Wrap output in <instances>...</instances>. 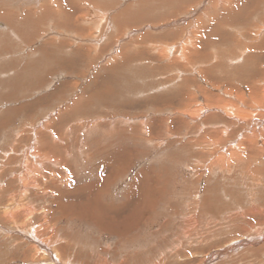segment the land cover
I'll list each match as a JSON object with an SVG mask.
<instances>
[{
    "label": "rangeland",
    "instance_id": "1",
    "mask_svg": "<svg viewBox=\"0 0 264 264\" xmlns=\"http://www.w3.org/2000/svg\"><path fill=\"white\" fill-rule=\"evenodd\" d=\"M257 14L264 0H0V264H264V140L221 114L234 96L248 113L264 70ZM53 130L65 148L45 145ZM240 140L242 163L207 169Z\"/></svg>",
    "mask_w": 264,
    "mask_h": 264
},
{
    "label": "bare ground",
    "instance_id": "2",
    "mask_svg": "<svg viewBox=\"0 0 264 264\" xmlns=\"http://www.w3.org/2000/svg\"><path fill=\"white\" fill-rule=\"evenodd\" d=\"M71 1V0H70ZM223 1V0H222ZM50 3V2H49ZM48 3V4H49ZM75 3V2H74ZM244 3V2H243ZM225 4H227V3H225ZM254 4V3H253ZM257 4H258V2H257ZM51 5H52V3H51ZM243 5V4H242ZM246 5H247V3H246ZM249 5V4H248ZM247 5V6H248ZM252 5V4H251ZM255 5H256V3H255ZM50 6V5H49ZM245 5H243V7H244ZM52 7H54V6H52ZM65 8V7H64ZM92 8V7H91ZM255 8H256V6H255ZM52 9V8H51ZM98 9H99V7H98ZM233 9H235V8H232V10ZM246 9V8H245ZM245 9H243V10H245ZM75 10V9H74ZM82 10V9H81ZM110 10V9H109ZM126 10H127V8H126ZM226 10V9H225ZM252 10V9H251ZM251 10H249V11H251ZM57 11V13L59 12L58 10H56ZM108 11V10H107ZM128 11V10H127ZM253 11V10H252ZM255 11V10H254ZM68 12V11H67ZM124 13H125V11H123ZM245 12V11H244ZM256 12V11H255ZM24 13H25V11H24ZM30 13V12H29ZM56 12H54V14H55ZM56 13V14H57ZM60 13L61 14H63L62 12H61V10H60ZM59 13V14H60ZM99 13H101V12H99ZM110 13V12H109ZM120 13H121V11H120ZM124 13H122L121 15H123ZM254 13V12H253ZM45 14V13H44ZM58 14V15H59ZM119 14V13H118ZM242 14V13H241ZM247 14V13H246ZM25 15H27V14H25ZM29 15V14H28ZM30 15H32V13H30ZM58 15H55V16H58ZM80 15V14H79ZM120 14H119V16H121ZM194 15V14H193ZM248 15V14H247ZM257 15H260V14H257ZM114 16V15H113ZM119 16H117L118 17V19H119ZM125 18H126V13H125ZM124 16H122V18H120L119 20L121 21V19L123 20V17ZM250 16H251V14H250ZM28 17V16H27ZM26 17V18H27ZM60 17V16H59ZM68 17V16H67ZM116 17V16H115ZM115 17H113V18H115ZM194 17V16H193ZM245 17V16H244ZM257 18L259 17V16H256ZM55 18V17H54ZM65 18V17H64ZM91 18V17H90ZM260 18H261V15H260ZM260 18H258L257 20L258 21H260ZM28 19V18H27ZM107 19V18H106ZM145 19V18H144ZM221 19V18H220ZM8 20H10V18L8 19ZM84 20V19H83ZM138 20H140V19H138ZM138 20H136V21H138ZM182 20V19H181ZM254 20V19H253ZM261 20H263L264 21V18L262 19L261 18ZM34 22V20L32 19V17H31V19L29 18V21L28 22ZM57 21V20H56ZM102 21V20H101ZM106 21V20H105ZM105 21L103 22V24L105 23ZM142 21V20H141ZM183 21V20H182ZM187 21V20H186ZM14 22H15V20H14ZM17 22V21H16ZM25 22V21H24ZM24 22H23V24H24ZM27 22V23H28ZM118 22V21H117ZM123 22V21H122ZM251 22V21H250ZM19 23V22H18ZM58 23V22H57ZM107 23V22H106ZM138 23H140V22H138ZM244 23V22H243ZM242 23V24H243ZM259 22H257V24H258ZM264 23V22H263ZM9 24V23H8ZM21 24V23H20ZM20 24H14V26L12 25V23L10 24L11 25V29H15V30H17L18 28V26H20ZM63 23H61V25H62ZM71 23H69L68 25H70ZM120 24V23H119ZM123 24V23H122ZM121 24V25H122ZM247 24V23H246ZM257 24H256V26H257ZM33 25L34 24H32L31 25V27H33ZM38 25V23L36 24V26ZM60 25V26H61ZM72 25V27H73V24H71ZM75 26H76V24H74ZM117 25H118V23H117ZM139 25V24H138ZM172 25V24H171ZM248 25V24H247ZM250 25H253V23L251 24L250 23ZM67 26V25H66ZM65 26V27H66ZM74 26V27H75ZM119 26V25H118ZM71 27V28H72ZM121 27V26H120ZM147 27V26H146ZM146 27H144V29L146 28ZM255 27V26H254ZM17 28V29H16ZM21 28V27H20ZM127 28V27H126ZM177 28V27H176ZM192 28H194V27H192ZM251 28V27H250ZM157 30H159L158 28H156ZM165 29H166V27H165ZM179 29V28H178ZM242 29H245L244 27L242 28ZM32 30V29H31ZM156 30V31H157ZM168 30V29H167ZM171 30V29H170ZM174 30H176V29H174ZM245 30H247V29H245ZM248 30H249V28H248ZM79 31H80V33H81V30L79 29ZM93 31V30H92ZM91 31V32H92ZM120 31H121V29H120ZM123 31V30H122ZM177 31V30H176ZM252 31V30H251ZM119 32V31H118ZM124 32V31H123ZM122 32V33H123ZM131 32V31H130ZM200 32H202L201 30H200ZM199 32V33H200ZM203 32H205V31H203ZM202 32V33H203ZM217 32V31H216ZM249 32H250V30H249ZM90 33V32H89ZM143 33V32H142ZM193 33V32H192ZM192 33H189V35H193ZM201 33V34H202ZM215 33V32H214ZM234 33V32H233ZM263 33H264V24L262 25V21H261V24H260V27H259V29L258 28H254V31H253V38L252 39H254V42L257 44V43H259L258 41H260L261 43H262V41H263V44H255V46L254 45H251L250 43H249V41H248V45H251V47L252 46H254L255 48V50H256V46H257V50L256 51H259V52H262L263 53V51H264V49H261V47L263 46L264 47V38L262 39V35H263ZM30 34V33H29ZM84 34V33H83ZM82 34V35H83ZM91 34V33H90ZM116 34V33H115ZM206 34V33H205ZM216 34V33H215ZM242 34V33H241ZM240 34V35H241ZM24 35V34H23ZM91 35H93V34H91ZM90 35V36H91ZM121 35V34H120ZM188 35V36H189ZM243 36L242 37H245L244 36V34H242ZM108 36V35H107ZM140 36V35H139ZM187 36V35H186ZM250 36V35H249ZM75 37H77V35L75 36ZM178 38V37H177ZM202 38V37H201ZM236 38V37H235ZM54 39V38H53ZM142 39V38H141ZM146 39V38H145ZM174 39V38H173ZM259 39H261V40H259ZM191 40V39H190ZM241 40V39H240ZM59 41H61L62 42V40H60L59 39ZM92 41V40H91ZM93 41H95L94 43V45H96V42L98 41V40H93ZM182 41V40H181ZM198 41V40H197ZM51 42V41H50ZM64 42V41H63ZM74 42V41H73ZM190 42V41H189ZM242 42V41H241ZM241 42H239V43H241ZM56 43V42H55ZM141 43V42H140ZM142 43H144V42H142ZM202 43V42H201ZM242 43H244V46H243V48L245 47V48H247L245 45H246V42H242ZM78 44H81V46H86V45H84V43H78ZM179 44V43H178ZM181 44V43H180ZM190 44V43H189ZM253 44V43H252ZM92 45V44H91ZM91 45H89V51H92L93 52V50H95V47H97V46H91ZM133 45H135V44H133ZM140 45V44H139ZM157 46H158V44H156ZM155 45V46H156ZM166 45V44H165ZM260 45H262L261 47H260ZM54 46V43L52 42V47ZM59 46V45H58ZM62 46V45H61ZM238 46H239V44H238ZM242 46V45H241ZM65 47V46H64ZM134 47H136V46H133V48ZM185 47H186V45L184 46V49H185ZM188 47H190V46H188ZM250 47V48H251ZM260 47V48H259ZM262 47V48H263ZM61 48V47H60ZM153 48V47H152ZM166 48V47H165ZM191 48V47H190ZM199 48V47H198ZM83 49H85L84 47H81V50H83ZM136 49V48H135ZM138 49V48H137ZM160 49V48H159ZM170 49V48H169ZM174 49V48H173ZM175 49H176V47H175ZM174 49V50H175ZM233 49V48H232ZM241 49V48H240ZM193 50V49H192ZM205 50V49H204ZM241 50H243V49H241ZM167 51V50H166ZM171 51V50H170ZM184 51V50H183ZM243 51H245V50H243ZM247 51H249L248 50V48H247V50L245 51V52H247ZM252 51H253V49H252ZM169 52V51H168ZM211 52H213V51H211ZM215 52V51H214ZM237 52V51H236ZM255 52V51H254ZM142 53V52H141ZM159 53V52H158ZM179 53V52H178ZM183 53V52H182ZM249 53H250V51H249ZM160 54V53H159ZM168 54V53H167ZM173 54V53H172ZM184 54H185V52H184ZM218 54V53H217ZM246 54V53H245ZM260 54V53H259ZM169 55H171V54H169ZM213 55V54H212ZM252 55H253V53H252ZM251 55V56H252ZM258 55V54H257ZM206 56V55H205ZM250 56V55H249ZM259 56H261V55H259ZM262 56L264 57V53L262 54ZM192 58V57H191ZM246 58H249V57H246ZM251 59L249 60L250 62H251V60H254V57H250ZM258 58V57H257ZM171 59V58H170ZM243 59V58H242ZM245 59V58H244ZM258 59H260V57L258 58ZM258 59H256V60H258ZM186 60V59H185ZM216 60V59H215ZM238 60V59H237ZM262 61H264L263 59L261 60V63H262ZM174 62V61H173ZM185 62V61H184ZM232 62V61H231ZM244 62V61H243ZM249 62V63H250ZM260 62V61H259ZM258 62V64H261V63H259ZM264 63V62H263ZM169 64V63H168ZM185 64H188V63H185ZM201 64V63H200ZM199 64V65H200ZM209 64V63H208ZM220 64V63H219ZM245 64V63H244ZM251 64V66L254 64H252V63H250ZM257 64V65H258ZM189 65V64H188ZM193 65V64H192ZM209 66H211V64L209 65ZM241 66V65H240ZM261 66V65H260ZM259 66V67H260ZM263 66V65H262ZM244 67V66H243ZM253 67H255V66H253ZM197 68V67H196ZM210 68V67H209ZM208 68V69H209ZM226 68V67H225ZM241 68V67H240ZM252 68V67H251ZM190 69V68H189ZM254 69V68H253ZM206 70H207V68H206ZM241 70H242V68H241ZM248 71V70H247ZM247 71H245V72H247ZM237 72H238V70H237ZM248 72H250V71H248ZM180 73V72H179ZM182 73V72H181ZM198 73V72H197ZM222 73V72H221ZM259 73V75L260 76H256L258 79H259V81H257L258 79L257 78H253L254 80H253V82L252 83H248L249 84V87L250 88H248L249 89V92H250V95H249V99L248 100H251L252 102H250V107H248V113H246V115H243V114H240L241 112H240V110L238 109V111H235V109L237 108V107H241V106H243L244 104H242V102L239 100V99H237V97H235L234 95H232V96H234V97H231L234 101H236L237 103H238V105H237V107L236 106H234L235 104H233V103H228V104H226V106H228L229 104L231 105L230 107H224V109H222V111H221V114H222V119L224 120V118H229V119H232V120H236L238 123H242L243 122V120L244 121H247V119L249 118L250 120H251V118L254 120L253 122L254 123H252V124H250V127L253 129V128H256L255 129V135H254V137L256 136V138H258V137H260L257 141H261V140H264V70H263V72H258ZM249 74V73H248ZM248 74H247V76H248ZM256 74V73H255ZM257 75V74H256ZM39 76V75H38ZM193 76V75H192ZM242 76H246V75H242ZM251 77L250 78H252V76L253 75H250ZM255 76V75H254ZM241 77V76H240ZM260 77V78H259ZM23 78V77H22ZM22 78H20V79H22ZM40 78V77H39ZM20 79H18V80H20ZM235 79H237V78H235ZM249 79V78H248ZM248 79H246V81L248 80ZM15 80L17 81V79H16V77H15ZM100 80V79H99ZM238 80H243L242 78H239ZM252 80V79H251ZM261 80V81H260ZM20 81H22V80H20ZM40 81H41V79H40ZM226 81V80H225ZM228 81H230V80H228ZM244 81V80H243ZM246 81H244V82H246ZM37 82V81H36ZM237 81H235V83H236ZM243 82V83H244ZM250 82V81H249ZM221 83V82H220ZM227 83V82H226ZM230 83V82H229ZM234 83V82H233ZM238 83V82H237ZM242 83V84H243ZM254 83V84H253ZM231 84H232V81H231ZM239 84L240 85H242L241 83H240V81H239ZM247 84V83H246ZM253 84V85H252ZM257 84H260L259 86L257 85ZM181 86V85H180ZM184 86V85H183ZM234 86H236V85H234ZM238 86V85H237ZM236 86V87H237ZM108 87V86H107ZM107 87H105V88H107ZM110 87V86H109ZM108 87V88H109ZM236 87H235V89H236ZM227 88V87H226ZM245 88V87H244ZM111 89V88H110ZM228 89V88H227ZM226 89V90H227ZM230 89H231V86H230ZM229 89V90H230ZM201 91H203L202 89H200ZM219 90H220V88H219ZM229 90H227V91H229ZM242 90H243V88H242ZM108 91H110V90H108ZM118 91H119V89H118ZM231 91H232V89H231ZM231 91L229 92V94L231 93ZM237 91V90H236ZM241 91V90H240ZM246 91H247V88H246ZM61 92V91H60ZM105 92V91H104ZM107 92V91H106ZM180 92V91H179ZM179 92H177L179 95H180V93ZM239 92V91H238ZM238 92H237V94H238ZM243 92V91H242ZM182 93V92H181ZM223 93V92H222ZM228 93V92H227ZM227 93H224V94H227ZM234 93H236V92H234ZM233 93V94H234ZM241 93V92H240ZM247 93V92H246ZM55 94H57V93H55ZM174 95H176V94H174ZM181 95H183V94H181ZM206 95V94H205ZM228 95V94H227ZM226 95V96H227ZM239 95V94H238ZM240 95H242V94H240ZM244 95V94H243ZM110 96V95H109ZM114 96V95H113ZM172 96V95H171ZM185 96V95H184ZM188 96V95H187ZM187 96H185V97H187ZM229 96V95H228ZM160 97V96H159ZM162 97V96H161ZM176 97L178 98V95H176ZM192 97V96H191ZM191 97H189V99L191 100ZM213 97V96H212ZM242 97V96H241ZM43 98V97H42ZM158 98V97H157ZM173 98V97H172ZM180 98H182L181 96H180ZM215 98H217L218 100H219V98L218 97H214V99ZM238 98H239V96H238ZM107 99V98H106ZM113 99V98H112ZM167 99V98H166ZM169 99V102L171 101L170 99L171 98H168ZM175 99V98H174ZM204 99V98H203ZM213 99V100H214ZM220 99H222V98H220ZM40 100V99H39ZM109 100H111V99H109ZM153 100V99H152ZM163 100H164V98H163ZM180 100V99H179ZM186 100V99H185ZM184 100V98H183V101H185ZM194 100H196V99H194ZM193 100V101H194ZM41 101V100H40ZM115 101V100H114ZM126 101V100H125ZM150 101V100H149ZM154 101V100H153ZM155 101H156V99H155ZM154 101V102H155ZM160 101V100H159ZM172 101H173V99H172ZM178 101V100H177ZM233 101V102H234ZM105 102V101H104ZM108 102V101H107ZM118 102H121V101H118ZM117 102V103H118ZM156 102H158V101H156ZM166 102V101H165ZM175 102V101H174ZM180 102V101H179ZM188 102H189V100H188ZM103 103V102H102ZM117 103H113L112 105H114V106H117L118 104ZM160 103V102H159ZM192 103V102H191ZM219 103V102H218ZM217 103V104H218ZM76 104V106H77V104L78 103H75ZM117 104V105H116ZM122 104V103H121ZM173 104V103H172ZM212 104V103H211ZM123 105H124V103H123ZM168 105H170L169 103H168ZM194 105V104H193ZM118 106H120V105H118ZM186 106V105H185ZM184 106V107H185ZM222 106V105H221ZM162 107V106H161ZM180 107V106H179ZM207 107V106H206ZM75 108H77L78 109V107H75ZM168 108V107H167ZM175 108V107H174ZM208 108V107H207ZM207 108H205L204 106H198V108H197V111L196 110H193V111H191V110H187L186 108V114L185 115H187V114H192V113H206V112H208V109ZM245 108V107H244ZM207 109V110H206ZM241 109V108H240ZM242 110V109H241ZM65 111V110H64ZM91 111V110H90ZM90 111H88V112H90ZM160 111V110H159ZM185 111V110H184ZM246 111V110H245ZM66 112H67V110H66ZM178 112V111H177ZM182 113V112H181ZM61 114V113H60ZM59 114V115H60ZM64 115V114H63ZM178 115H181V114H178ZM184 115V114H183ZM196 115V114H195ZM67 116V115H66ZM65 116V118L64 119H66L67 117ZM187 116H189V115H187ZM199 116V115H198ZM213 116V115H212ZM211 116V118H213ZM64 117V116H63ZM193 117V116H192ZM201 117V116H200ZM216 117V116H215ZM178 118V117H177ZM185 118H187L186 116H185ZM209 118V117H208ZM244 118H246V120L244 119ZM56 119V118H55ZM58 119V118H57ZM56 119V120H57ZM60 119V118H59ZM64 119H62V121L64 122ZM171 119V118H170ZM180 119V118H179ZM193 119V118H192ZM199 119V118H198ZM240 119H242V121L240 120ZM248 119V120H249ZM210 120L211 119H209V120H204V124L203 125H207L208 124V122H210ZM219 120V119H218ZM58 121V120H57ZM61 121V122H62ZM69 121V120H68ZM158 121H159V119H158ZM180 121H181V119H180ZM184 121H186V120H184ZM190 121V120H189ZM252 121V120H251ZM53 123L55 122L56 123V121L53 119V121H52ZM51 122V123H52ZM52 123V124H53ZM57 123H59V121L57 122ZM147 123V122H146ZM161 123V122H160ZM182 123H183V121H182ZM51 124V125H52ZM167 124V123H166ZM186 124V123H185ZM188 124V123H187ZM230 124V123H229ZM249 124V123H248ZM47 125H48V123H47ZM47 125H46V127H47ZM54 125V124H53ZM168 125V124H167ZM182 125V124H181ZM228 125V124H227ZM49 126V125H48ZM169 126V125H168ZM171 126V125H170ZM173 126V125H172ZM210 126H212V125H210ZM214 126V125H213ZM238 126V125H237ZM241 126V125H240ZM246 126V125H245ZM51 127H53V126H51ZM50 127V128H51ZM55 127V126H54ZM59 127H61V125L59 126ZM188 127V126H187ZM236 127V126H235ZM239 127V126H238ZM237 127V128H238ZM249 127V128H250ZM49 128V130H51ZM72 128V126H69V128L67 129V131H69L70 132V130H72L71 129ZM112 128V127H111ZM203 128V127H202ZM201 128V129H202ZM206 128V127H205ZM212 128V127H211ZM217 128V127H216ZM226 128V127H225ZM237 128H235V129H237ZM242 128V127H241ZM247 128V127H246ZM258 128V129H257ZM57 129V128H56ZM89 129H91V128H88V130ZM208 129H210V128H208ZM208 129H203V132H209L208 131ZM226 129H229L228 127L226 128ZM226 129L224 130V131H221V132H218L221 136H222V134H223V136H225L226 135ZM235 129H234V131H235ZM251 129V130H252ZM58 130H59V128H58ZM217 130V129H216ZM239 130V129H238ZM201 131V130H200ZM233 131V132H234ZM240 131H243V130H240ZM236 132V131H235ZM253 132V133H254ZM39 133V132H38ZM47 132H45V134H46ZM72 133V132H71ZM228 133V132H227ZM75 134V133H74ZM149 134V133H148ZM175 134V133H174ZM238 134V133H237ZM248 135H249V133H247ZM257 134H259V136L257 135ZM38 135V134H37ZM41 135V134H40ZM42 135H44L43 133H42ZM66 134H61V133H59V136L55 133V131L53 130V132H51V133H49L48 134V136H47V138H49L48 140L49 141H47L46 142V146L47 147H49V148H51V145H55L56 144V146L60 143V145H61V148H62V146L64 145V144H66V142H68V140L69 139H67L68 137H66L65 136ZM209 135H211L212 137H213V135L212 134H209ZM208 135V136H209ZM215 135V134H214ZM231 135H233V134H230V135H228V138L231 136ZM240 135V134H239ZM238 135V136H239ZM252 135V134H251ZM44 136H46V135H44ZM122 136V135H121ZM203 136V135H202ZM211 136H209V137H207V138H201V135H199V137H197V139L195 140V146L196 145H202V144H209L210 146H213V144H214V140L213 139H211ZM220 136V137H221ZM250 136V135H249ZM248 136V137H249ZM43 137V136H42ZM70 137V136H69ZM215 137H216V135H215ZM254 137H253V139H254ZM34 138H36V137H34ZM46 138V139H47ZM189 138V137H188ZM198 138H201L200 140L198 139ZM210 139V141H208L207 139ZM227 138V137H226ZM237 138V137H236ZM249 138H252L251 136L249 137ZM43 139H45V138H43ZM221 139V138H220ZM239 139H241V136L239 137ZM238 139V140H239ZM246 139V138H245ZM245 139H243V140H245ZM37 140V139H36ZM39 140V139H38ZM52 140H56L57 141V143H55L54 144V141H52ZM63 140V141H62ZM199 140V141H198ZM226 140V139H225ZM242 140V141H243ZM247 140V139H246ZM42 141L43 140H41V143L40 144H42L41 146H43V143H42ZM51 141V142H50ZM55 141V142H56ZM220 142L222 141V140H219ZM34 142H36V141H34ZM38 142V141H37ZM44 142V141H43ZM59 142V143H58ZM194 142V141H193ZM217 142H218V140H217ZM219 142V143H220ZM248 142H250V141H247V147L245 146V148H244V146H243V143L241 142V140L239 141V144H236V145H231L232 146V151H230L231 149H227L225 146H223V148H225V149H227V150H229V152H228V154H227V152L225 153V154H222V156H220V157H217V158H215V160L216 161H213V162H210V165H209V168L207 167V169H209V171H212V170H214V169H221V171H225V169H224V162L226 161V163H227V160L228 159H230V161H232V162H234V163H236V164H238L239 165V163H242V161L245 159V157L248 155H246V156H244V151H242V149H246L247 151H253V148H251L250 146H249V144H248ZM255 142V141H254ZM45 143V142H44ZM112 143V142H111ZM117 143H119V142H117ZM191 143V142H190ZM224 143H225V141H224ZM229 143V142H228ZM227 143V144H228ZM233 142H231V144H232ZM242 143V144H241ZM253 143V142H252ZM217 144V143H216ZM230 144V143H229ZM244 144H246V142L244 143ZM256 144L257 143H255V146H256ZM259 144V143H258ZM39 145V144H38ZM59 145V146H60ZM223 145V144H222ZM252 145H254V144H252ZM36 146V145H35ZM40 146V147H41ZM209 146V147H210ZM255 146H254V148H255ZM64 147V146H63ZM119 147V146H118ZM41 148H43V147H41ZM46 148V147H45ZM45 148H43V150L45 149ZM65 148V147H64ZM66 148H67V146H66ZM69 148V147H68ZM112 149H113V147H111ZM217 148V147H216ZM256 148H257V146H256ZM47 149V148H46ZM53 149V148H52ZM55 149V148H54ZM57 149V148H56ZM59 149V148H58ZM201 149V148H200ZM221 149V148H220ZM263 150H264V143H263V148H262ZM39 150H41L42 151V149H39ZM67 150V149H66ZM114 150V149H113ZM214 150V149H213ZM212 150V151H213ZM55 151V150H54ZM61 151V150H60ZM112 151V150H111ZM115 151V150H114ZM117 151V150H116ZM247 151H245V152H247ZM48 152V151H47ZM49 152H52V151H49ZM72 152V151H71ZM195 152V151H194ZM223 152V151H222ZM56 153V152H55ZM61 153V152H60ZM207 153V152H206ZM215 153V152H214ZM221 153V152H220ZM230 153V154H229ZM62 154V156H63V154L64 153H61ZM60 154V155H61ZM100 154H102V152L100 153ZM199 155H200V158H202L201 157V154H202V152H200V153H198ZM209 156L211 155V152L209 153H207ZM256 154H258V153H256ZM261 154V153H260ZM46 155V154H45ZM58 155V154H57ZM59 155V156H60ZM103 155H104V153H103ZM116 155V154H115ZM130 155V154H129ZM259 155V154H258ZM264 155V154H263ZM262 155V156H263ZM44 156V155H43ZM55 156V155H54ZM92 156V155H91ZM110 156V155H109ZM218 156V155H217ZM46 157H50V156H46ZM80 157H82V156H80ZM89 157V156H88ZM93 157H94V154H93ZM114 157V156H113ZM56 158V157H55ZM105 158H107V156L105 157ZM44 159V158H43ZM59 159V158H58ZM63 159V158H62ZM112 159H115V158H111L110 160H112ZM131 159V158H130ZM214 159V158H213ZM253 159V158H252ZM38 160V159H37ZM46 160V162H48V158H46L45 159ZM45 160H44V162H45ZM56 160V159H55ZM120 160V159H119ZM123 160V159H122ZM122 160H120V161H122ZM210 160V159H209ZM211 160H212V158H211ZM248 160H250V159H248L247 158V161ZM60 161V160H59ZM67 161V160H66ZM96 161V160H95ZM128 161V160H127ZM37 162H41L40 160H38ZM49 162H51L50 160H49ZM62 162H65V161H62ZM107 162H109V161H107ZM112 162V161H111ZM129 163H130V161H128ZM246 162V161H245ZM56 163H57V161H56ZM61 163V162H60ZM66 163V162H65ZM65 163H62V164H65ZM69 163V162H68ZM127 163V162H126ZM228 163L230 164V162H229V160H228ZM244 163V162H243ZM51 164V163H50ZM58 164V163H57ZM115 164V163H114ZM118 164V163H117ZM122 164V163H121ZM48 165V164H47ZM108 165H109V163H108ZM120 165V164H119ZM123 165V164H122ZM124 165H125V163H124ZM127 165V164H126ZM50 166V165H49ZM62 166V165H61ZM64 166H66V165H63V167ZM110 166H112V165H110ZM121 166V165H120ZM206 166V165H205ZM57 167V166H56ZM102 167V166H101ZM128 167V166H127ZM115 168V167H114ZM113 168V169H114ZM126 168V167H125ZM125 168H124V170H125ZM44 169V168H43ZM202 169V168H201ZM212 169V170H211ZM244 170H245V168H244ZM38 171V170H37ZM114 171V170H113ZM122 170H120L119 172H121ZM199 171V170H198ZM220 171V172H221ZM115 172V171H114ZM119 172H115L114 174H117V173H119ZM202 172V171H201ZM125 173V172H124ZM204 173V172H203ZM202 173V174H203ZM222 173V172H221ZM224 173V172H223ZM250 173H252L251 171H250ZM45 174V173H44ZM56 174V173H55ZM71 174V173H70ZM111 174H112V172H111ZM199 174V173H198ZM243 174V173H242ZM42 175H43V173H42ZM47 175V174H46ZM120 175V174H119ZM204 175V174H203ZM45 176V175H44ZM49 176V175H48ZM47 176V177H48ZM51 176V175H50ZM49 176V177H50ZM250 176V175H249ZM254 176V175H253ZM111 177H113V174H112V176ZM110 177V178H111ZM199 177H202V176H199ZM242 177V176H241ZM106 178H107V176H106ZM113 178H117V177H113ZM111 179V180H115V179ZM102 179V178H101ZM40 180H42V179H40ZM53 180V179H52ZM98 180H100L99 179V177H98ZM104 180V179H103ZM37 181V180H36ZM49 181V180H48ZM54 181V180H53ZM95 181H97V179L95 180ZM105 181V180H104ZM109 182H110V180H108ZM126 181V180H125ZM199 181H201V180H199ZM57 182V181H56ZM103 182V181H102ZM106 182V181H105ZM112 182V181H111ZM114 182V181H113ZM131 182V181H130ZM27 183V182H26ZM101 183V182H100ZM53 184V183H52ZM76 184H77V182H76ZM97 184H99V183H97ZM134 184V183H133ZM54 185V184H53ZM78 185V184H77ZM92 185H94V184H92ZM100 185V184H99ZM105 185V184H104ZM109 185V184H108ZM112 184H110V186H111ZM153 185V184H152ZM22 186V185H21ZM74 186H76V185H74ZM87 186V185H86ZM109 186V187H110ZM94 187V186H93ZM98 187V186H97ZM124 187V186H123ZM128 187V186H127ZM79 188V187H78ZM84 188H86V187H84ZM101 188V187H100ZM105 188V187H104ZM106 188H107V186H106ZM77 189V188H76ZM93 189V188H92ZM155 189V188H154ZM70 190H72L71 188H70ZM78 190V189H77ZM85 190V189H84ZM94 190V189H93ZM92 190V191H93ZM98 190V189H97ZM100 190H102V188L100 189ZM147 190V189H146ZM21 191V190H20ZM82 191V190H81ZM80 192V191H79ZM97 194H99V191L98 192H96ZM102 193L104 194V191H102ZM97 194H95V195H97ZM102 194V195H103ZM21 195V194H20ZM196 195V194H195ZM100 196H101V194H100ZM20 197V196H19ZM97 197V196H96ZM201 197V196H200ZM103 198V197H102ZM15 199V198H14ZM99 199H101V197L99 198ZM103 200V199H102ZM9 202V201H8ZM11 202H12V200H11ZM96 202V201H95ZM94 202V203H95ZM10 203V202H9ZM13 203V202H12ZM98 203H99V201H98ZM103 205V204H102ZM105 205V204H104ZM103 205V206H104ZM107 205V204H106ZM99 206H101V205H99ZM121 206V205H120ZM96 207H97V205H96ZM105 207V206H104ZM13 208V207H12ZM12 208H10V209H12ZM99 208V207H98ZM101 208V207H100ZM118 208V207H117ZM252 208V207H251ZM7 210H8V208H6ZM105 209V208H104ZM108 209H110V208H108ZM111 210V209H110ZM96 211H97V208H96ZM16 212V211H15ZM23 212V211H22ZM243 212V211H242ZM247 212V211H246ZM8 213H10V212H8ZM7 214V213H6ZM16 214V213H15ZM25 214V213H24ZM28 214V213H27ZM33 214V213H32ZM19 215V214H18ZM100 215V214H99ZM4 216H6L5 214H4ZM3 216V217H4ZM9 216V215H8ZM15 216V215H14ZM27 216V215H26ZM7 217V216H6ZM19 217V216H18ZM31 217V216H30ZM11 218V217H10ZM16 218V217H15ZM248 218V217H247ZM27 219V218H26ZM31 220V219H30ZM28 221V220H27ZM24 222V221H23ZM18 223V222H17ZM48 223V222H47ZM50 223V222H49ZM19 224V223H18ZM24 224V223H23ZM188 227H190V226H188ZM23 228V227H22ZM50 228V227H49ZM195 228V227H194ZM31 229H33V227L31 228ZM40 230V229H39ZM193 230V229H192ZM31 231H33V230H31ZM46 231H48V230H46ZM30 232V231H29ZM36 231H34L33 233H35ZM52 232H53V230H52ZM32 232H31V234H33ZM34 235V234H33ZM35 236V235H34ZM261 236V235H260ZM33 238V237H32ZM38 238V237H37ZM14 239V238H13ZM39 239V238H38ZM41 240V239H40ZM29 241V240H28ZM37 241V240H36ZM39 241V240H38ZM37 241V242H38ZM201 241V240H200ZM44 242V241H43ZM35 243V242H34ZM240 243V242H239ZM40 245V244H39ZM42 245V244H41ZM237 245V244H236ZM43 246H45V244L43 245ZM50 247V246H49ZM28 249V248H27ZM40 250V249H39ZM30 251V250H29ZM33 251V250H32ZM31 251V252H32ZM57 251V250H56ZM221 252V251H220ZM56 256H57V253H56ZM33 257V256H32ZM34 259V258H33ZM32 259V260H33ZM51 261V260H50ZM62 261V260H61ZM105 263V262H104ZM124 263V262H123ZM70 264V263H69Z\"/></svg>",
    "mask_w": 264,
    "mask_h": 264
},
{
    "label": "crops",
    "instance_id": "3",
    "mask_svg": "<svg viewBox=\"0 0 264 264\" xmlns=\"http://www.w3.org/2000/svg\"><path fill=\"white\" fill-rule=\"evenodd\" d=\"M104 168H105L104 166H102V167L99 168V170L102 171L101 174H100V175H102V176H101L102 179L100 178L101 181H104V180H105V177H104V171H103ZM107 168H109V167H107ZM96 169H97V166H96ZM103 179H104V180H103ZM101 194H102V193H101Z\"/></svg>",
    "mask_w": 264,
    "mask_h": 264
}]
</instances>
